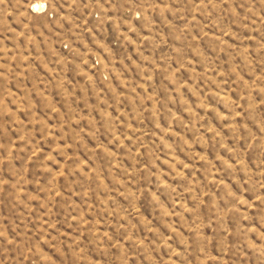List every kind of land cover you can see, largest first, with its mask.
Here are the masks:
<instances>
[{
	"label": "rangeland",
	"instance_id": "obj_1",
	"mask_svg": "<svg viewBox=\"0 0 264 264\" xmlns=\"http://www.w3.org/2000/svg\"><path fill=\"white\" fill-rule=\"evenodd\" d=\"M0 264H264V0H0Z\"/></svg>",
	"mask_w": 264,
	"mask_h": 264
},
{
	"label": "bare ground",
	"instance_id": "obj_2",
	"mask_svg": "<svg viewBox=\"0 0 264 264\" xmlns=\"http://www.w3.org/2000/svg\"><path fill=\"white\" fill-rule=\"evenodd\" d=\"M35 8L39 9L40 7L36 5Z\"/></svg>",
	"mask_w": 264,
	"mask_h": 264
}]
</instances>
